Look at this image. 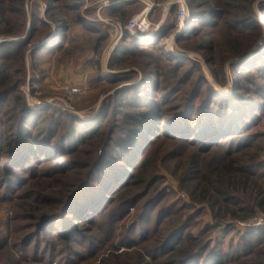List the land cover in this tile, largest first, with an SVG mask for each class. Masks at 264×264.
<instances>
[{"label": "rangeland", "instance_id": "1", "mask_svg": "<svg viewBox=\"0 0 264 264\" xmlns=\"http://www.w3.org/2000/svg\"><path fill=\"white\" fill-rule=\"evenodd\" d=\"M126 1L133 3L125 14H112V7ZM181 2L185 5V18L180 16L181 3L172 4V0H125L101 11H98V0H24L25 33L20 36L0 33V64L6 70L9 68L13 78L22 80L7 105H0V140L23 139V134L37 131L36 123L45 132V138L30 159L24 157L28 145L23 140H17L14 153H7L5 160L0 158V167L8 171L5 177L0 178V264H88L98 261L109 247L130 253L141 249L150 258L156 254L153 251L155 238L166 232L164 216L171 207L179 209L173 213L177 217L182 216L181 222H187L186 232L193 233L206 246L203 249L205 256L215 250L229 258H244L250 256V250L264 248V245L247 248L243 240L245 235L250 241L263 236L264 210L257 208L255 214L246 220L234 219L231 215L225 220L217 219L208 203L198 202L185 188L182 179L187 175L186 170L177 159L160 160L153 150H145L134 159L132 166L135 168H129V162H122L124 160L109 161L106 155L109 148L102 147L94 153L92 151L94 159L86 166L84 158L89 147L80 146L84 153L75 154L69 145L74 126H107L112 133L121 120L118 108L122 96L128 101V98H134V104L139 105L136 96L152 92L146 87L152 82L146 79L143 68L149 64L153 68L161 57L174 58L178 64L197 69L196 77L204 80L202 90L205 94L201 107L213 109L217 112V119L224 118L223 114H232L239 99L244 101L246 108L243 110L248 114L244 119L247 122L240 130L242 132L236 135L242 136L239 139L230 136L221 139L219 143L222 146L218 151L221 154L225 150L233 152L247 148L253 141L257 146L250 150L257 158L255 166L261 169H251L252 163L248 166L255 173H264V106L257 111L252 110L257 101L264 104V99H256V93L239 87L237 80L251 69L245 67L234 72L232 63L240 58H225L222 66V55L194 49L190 41L187 45L179 41L181 36L187 38L197 26L195 20L191 21L190 1ZM72 3L77 9L70 5ZM149 5H158L149 7V20L152 26H157V32L168 25H174V28L156 36L154 43L157 45L142 46L131 53L120 52V59L113 61L122 38L112 42L108 20L127 23ZM252 8L257 26L264 30V0H254ZM12 19L17 24L14 17ZM62 26L66 31L61 35L62 46L58 50L51 45L34 52L40 42L52 38ZM97 28L100 31L96 33ZM184 28L185 33L179 35V30ZM101 32L109 38L97 40ZM155 34L149 32L140 38H154ZM10 43L16 46L15 50L23 49V60L13 57L15 50L6 46ZM263 44L264 32L249 56ZM7 55L12 58L3 59ZM222 70L226 75L224 84L216 79V74ZM192 81L182 87L185 92L176 104L187 105L193 97L196 87L190 86ZM68 87L85 91L71 96ZM143 87L147 90L140 93ZM162 95L157 96L162 98ZM50 106L56 110L48 109ZM175 112L177 116L182 115L184 108ZM163 127L161 123L160 128ZM39 137L42 136L39 134L37 140ZM193 138L199 140L201 137L197 139L198 135H195ZM198 150L197 146L186 148L188 154H196ZM65 152L69 153L68 157H61ZM148 153L152 162L157 158V165L153 167L155 171L146 175L148 178L153 174L156 180L150 193L144 196L142 187L134 185L130 186L129 199L111 198L146 160ZM212 153H216L214 147L206 155L207 160ZM216 154L220 156L218 152ZM23 158L19 168L16 162ZM108 169L121 181L108 191H101L97 186ZM38 175L40 179L37 180L54 186L38 194L32 185L29 186L30 180ZM132 181L136 182V178L133 177ZM159 194L162 198L151 203ZM41 196L44 200L39 202L43 198ZM146 204L151 205L146 207ZM84 218L89 222L83 224ZM56 236L59 239H55ZM130 253L127 258L134 264V255ZM251 262H255L254 258L247 260V263Z\"/></svg>", "mask_w": 264, "mask_h": 264}, {"label": "trees", "instance_id": "2", "mask_svg": "<svg viewBox=\"0 0 264 264\" xmlns=\"http://www.w3.org/2000/svg\"><path fill=\"white\" fill-rule=\"evenodd\" d=\"M188 1H190L192 7L190 10L191 21L195 20L197 26H194L195 28L189 32L187 38L181 36L179 41H183L184 45L189 44L188 42L190 41L193 43L194 49L206 50L211 53L216 52L222 55L223 59H221L220 63L222 66L225 58H240V60L232 63L231 67L233 71L240 72L245 67L250 68L251 71L246 76L237 77L240 83L239 87L247 89L249 93H256V99L263 100L264 44L249 58L241 59L248 52L256 48L264 32L263 28L257 26L255 22V12L252 8L254 0ZM132 3L126 1L116 8L115 6L112 7L110 10L113 12L112 14L119 12V14L123 15ZM70 5L74 9H77L74 3ZM23 8L24 0H0V33L16 36L25 33ZM13 17L17 24H14ZM172 28H174V25L161 28L162 30L157 32L154 38L135 37L126 31L122 37L121 44L115 52L113 61L120 59V52L131 53L137 49H141L140 47L142 46L157 45L154 43L155 37L165 34V31ZM58 31L50 39V42L45 43L40 48H36L34 52L44 50L51 45H54V48L58 50L62 46V42H60L61 35H64L66 28L62 26ZM98 31L100 30L97 28L95 32L97 33ZM108 38L109 35L101 32L97 40L102 41ZM6 46L14 50L16 47L13 43ZM10 56H4L3 59L8 60L12 58ZM23 56L24 51L22 49L15 50L13 57L23 60ZM173 59L161 57L153 68H150L151 64L143 68L146 79L152 82L150 85L147 84L146 87L150 88L152 92H148L147 95L143 96L138 94L136 99L140 101L139 105L134 104V98H128L130 100L128 101L125 100L127 97L122 96V101L118 108L121 120L116 124L112 133L107 126L94 127L87 125L86 127L80 125L72 127L73 134L72 138L69 139V145L73 148L72 153L81 154L83 150L80 146L89 147L85 152L84 158L86 159V166L94 159L92 151L94 153L95 150L98 151L102 147L105 149L109 148L106 154L109 161L117 162L124 160L122 162H129L127 164L129 168H135L132 166L134 159H136V156H139L140 151L143 154L145 150L149 152L153 150L157 156H160V160L166 158L177 159L178 163L182 164L186 170L187 175L182 179L183 183L186 184L185 188L190 191L195 200L208 203L214 211L215 217L219 220L227 219L228 215H231L234 219L246 220L255 214L257 208L264 210V173H255L251 170L259 171L261 169L259 168L260 166H255L257 158L250 150L257 145L252 141L248 144L247 148L238 149L233 152L225 150L224 154L218 151L222 146L219 143L221 139H225L228 136L239 139L242 136L236 135L242 132L240 130L247 122L244 119V116L248 115L247 110H243L246 108V105L244 101L239 99V104L235 106L237 109H233L235 111L232 114L225 112L226 114H223L224 118L221 116L217 119V112L212 108V110H206L204 107H201L204 101L202 96L205 94V91L202 90L204 80L199 76L196 77L195 73L197 69L184 64H178ZM258 62H261V64L259 65ZM253 70L258 72L255 73ZM9 71V68L6 70L3 64H0V105H7L11 94L22 83V80L13 78ZM216 79L221 84L226 82V75L223 70L216 74ZM189 81H192L190 86L196 87L193 97L188 101L187 105L181 106L183 105L182 103L176 104V100L181 98L185 92L182 87ZM146 87L140 88V93L146 91ZM158 94H163L162 98H159ZM182 99L185 98L183 97ZM234 105H232V108ZM262 105L264 106V104L257 101L256 106L252 110L257 111L262 108ZM183 108L184 113L177 116L175 111L182 110ZM48 109L56 110L52 106L48 107ZM106 116L107 114H105ZM161 123L164 125L163 128H160ZM35 125L37 126L38 123ZM36 126L34 127L37 131L27 132L22 135L23 139L21 137L17 139L25 141V144L28 145V149L24 154V157L27 158L28 156V159H30L31 154L37 152L40 142L45 138L43 129L39 125ZM39 134L42 137H39V140H37ZM208 134H210L208 138H203ZM195 135H198L197 139L201 138L195 140L193 138ZM17 140L13 137L8 140H0V158L4 157L3 159L5 160L7 153H14L13 150H15ZM196 146L199 148L196 154H188L186 148H195ZM213 147L215 148V152H218L220 156L212 153L209 154L211 156L207 160L206 155ZM68 154V152H65L61 157L67 158ZM10 158L12 159V157ZM154 160L152 162L150 153H148L146 160L131 174V179L126 180L114 192L111 198L129 199L130 191H132L130 186L134 185L142 187V191H145L144 196L149 194L156 180L153 178V174H150L148 178L146 175L152 170L155 171L153 167L157 165V158ZM23 162L24 158L17 160L16 163H18L19 168ZM251 163L252 168L250 169L248 165ZM5 172L8 173L5 168L0 167V178L7 175ZM104 173V178L100 180L99 186H97L101 191H108L112 186L115 187L121 181L109 169ZM39 176L31 179L29 186L32 185L33 189L38 191V194H42L54 185L37 180L40 179ZM133 177L136 178V182L132 181ZM161 198L162 194H159L154 200H151V203L155 199ZM43 200L44 197L39 202ZM149 205L151 204H146V207ZM231 206L233 208L229 209ZM175 209L176 207H171L166 216H164L166 217L164 219V223L167 225L166 232L162 233L160 237L155 238L157 240H154L155 247L153 251L156 254L152 255L153 257L147 258L141 249L130 253L129 251L118 252L114 247H109L107 252L98 261L93 260L88 264H132L128 259L129 257L127 258L128 253L134 255V264H264L263 247L258 248L256 251L250 250L248 252L250 256L244 258H229L223 254L216 253L215 250L205 256L203 249L206 246H203L201 240L197 236H194L193 233L186 232V228L188 227L187 222H181V215L178 217L174 215ZM177 210L179 211L177 208L175 212ZM82 221L84 222L83 224L89 222L85 218ZM170 226L172 228H169ZM40 231L41 228H39L38 232ZM262 235L254 241H250V238L247 237L248 235H245L243 240H245L246 247L253 249L256 246L264 245V233ZM55 239H59V236H56ZM165 244L167 247L165 246V250L161 252ZM158 256L162 258L158 259ZM251 258H254L255 262L247 263V260Z\"/></svg>", "mask_w": 264, "mask_h": 264}, {"label": "built area", "instance_id": "3", "mask_svg": "<svg viewBox=\"0 0 264 264\" xmlns=\"http://www.w3.org/2000/svg\"><path fill=\"white\" fill-rule=\"evenodd\" d=\"M125 0H98V11H101L114 3H121ZM184 0H172V2H178L181 3L180 7V16L181 18L186 16V9L185 5H182V2ZM149 7H152V5H149L148 7L141 10L139 13H137L131 20H129L127 23L121 22L116 19H110L108 20V23L110 25V37L113 43L118 42L124 35L126 31L130 32V34H134L135 32H139L142 34H147L151 32L153 29L157 28L151 25V22L149 20ZM142 36V35H141ZM140 36V37H141ZM71 96H74L79 93H83L85 90L81 88H72L68 87Z\"/></svg>", "mask_w": 264, "mask_h": 264}, {"label": "water", "instance_id": "4", "mask_svg": "<svg viewBox=\"0 0 264 264\" xmlns=\"http://www.w3.org/2000/svg\"><path fill=\"white\" fill-rule=\"evenodd\" d=\"M172 4H173V2H172ZM157 6H158V5H154V6H152V7L155 8V7H157ZM157 31H158V28H155V29H153L150 33H151V34H154V33H157ZM178 33H179V35H180V34H181V35L184 34V33H185V28L179 30ZM147 34H149V33H147ZM141 35H145V34H142V33H139V32H135V33L133 34V36H135V37H140ZM50 39H51V37H49V38L43 40L42 42H40V43L36 46V48H40V47L43 46L45 43H47ZM36 48H35V49H36ZM253 52H254V50H252L249 54H247V55L244 56L243 58L248 57V56L251 55Z\"/></svg>", "mask_w": 264, "mask_h": 264}]
</instances>
